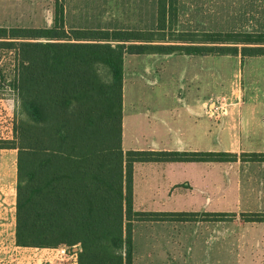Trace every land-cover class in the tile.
<instances>
[{"label":"trees","instance_id":"trees-1","mask_svg":"<svg viewBox=\"0 0 264 264\" xmlns=\"http://www.w3.org/2000/svg\"><path fill=\"white\" fill-rule=\"evenodd\" d=\"M177 1L156 0L153 32L66 31L64 0L54 1L50 28L0 26V45L19 62L13 87L22 118L14 138L0 140V149L16 150V246L79 245L76 264H132L133 222L196 215L134 211V163L237 160L228 152L121 148L125 54L264 56V34L176 31ZM241 156L264 162V153Z\"/></svg>","mask_w":264,"mask_h":264},{"label":"crops","instance_id":"crops-1","mask_svg":"<svg viewBox=\"0 0 264 264\" xmlns=\"http://www.w3.org/2000/svg\"><path fill=\"white\" fill-rule=\"evenodd\" d=\"M38 1L41 10L48 4L49 23L43 28H50L55 0ZM14 2L0 0V15L2 10L14 8ZM232 3L233 0L219 5L218 0H178L177 18L180 23L181 18L216 17L218 6L230 10ZM64 29L153 32L157 29V2L64 0ZM185 30L199 31L193 27ZM217 59L212 55L125 54L122 150L264 153V56L240 57L238 81L233 79L235 57L222 58L230 65L225 69L224 81L218 79ZM213 110L216 115L210 116ZM3 150L8 149H0ZM211 164L215 162L134 163V211L212 213L216 200L224 196L223 187H234V177H246L242 184L253 190L258 180L252 178L264 176V171L218 170L210 168ZM0 178L6 187L4 170ZM259 182L263 184L264 180ZM185 191L194 195L192 207L185 209L182 203H177L170 208L169 193L174 198ZM250 193L254 197L263 195L258 190L240 192L239 200ZM6 211L4 201L0 200V264L8 263ZM11 214L14 235L15 212ZM253 214L264 215V210L241 212L242 216Z\"/></svg>","mask_w":264,"mask_h":264},{"label":"rangeland","instance_id":"rangeland-1","mask_svg":"<svg viewBox=\"0 0 264 264\" xmlns=\"http://www.w3.org/2000/svg\"><path fill=\"white\" fill-rule=\"evenodd\" d=\"M225 1L218 0V5L220 2L224 4ZM229 1L227 0L228 3ZM39 2L15 0L14 8L1 11L3 15H0V26L45 27L49 23L46 9L48 4H44L41 10ZM217 14L216 17L181 18L180 23L177 18L175 30L190 32L185 28L193 27L194 30H199L198 32L209 28L212 30L208 31L210 33L264 34V0H233L230 10L218 6ZM166 35L169 38L176 37L169 31H166ZM230 57H235L233 79L238 81L240 57L238 55ZM217 58L218 79L224 81L225 69L230 65L223 61L224 56ZM18 71L17 51L0 45V140H12L14 130L22 118L13 87ZM222 102L224 103V99ZM241 152V150L236 151L237 160L234 162H215L209 167L218 170L264 171V162L245 161L246 158L241 156L243 154ZM15 164L16 150L0 151V174L4 170L7 180L6 187H3L5 183L0 178V200L4 201L6 215L9 217L6 221L7 239L5 240V245L8 247L7 264H76L79 245H75L76 248L74 246L35 248L15 245L13 227L10 225L13 217L11 213L15 212L13 209ZM252 179L258 180L253 190L242 184L246 177H234V187H223L224 196L216 200V209L212 213L190 211L197 212L196 215L187 218L190 221L133 222L132 264H264V222L253 221L251 215H241V212L264 210V183L259 182L261 179L264 180V176ZM256 190L261 191L263 195L254 197L250 193L245 197L241 196V201L239 200L240 192L244 194ZM169 194L170 208L182 203L184 208L188 209L195 202L191 192H181L174 198L171 192Z\"/></svg>","mask_w":264,"mask_h":264},{"label":"built area","instance_id":"built-area-1","mask_svg":"<svg viewBox=\"0 0 264 264\" xmlns=\"http://www.w3.org/2000/svg\"><path fill=\"white\" fill-rule=\"evenodd\" d=\"M209 113H210V114H209L210 116H213V115L215 116V115H216V114H214V110H213V112H209ZM76 246H77V245H76ZM76 246H74V248H76Z\"/></svg>","mask_w":264,"mask_h":264}]
</instances>
